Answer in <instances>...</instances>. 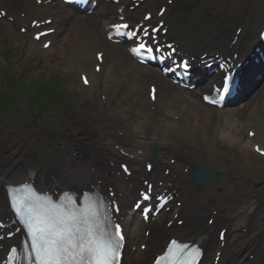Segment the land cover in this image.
Here are the masks:
<instances>
[{"label": "bare ground", "instance_id": "bare-ground-1", "mask_svg": "<svg viewBox=\"0 0 264 264\" xmlns=\"http://www.w3.org/2000/svg\"><path fill=\"white\" fill-rule=\"evenodd\" d=\"M148 6L151 7L150 5ZM149 7H146L145 9H148ZM101 12L104 13L105 15H110V16L113 15L112 9H110L107 6H104ZM61 14L64 15V17H62L61 20H63L64 22L70 21L72 25V29L74 31H78L80 29L81 33L78 39L79 42H83L84 44H87V45L95 44V46L100 47V48L105 46L106 43L102 39L101 31L98 28V24H96L95 22L93 23L92 21L86 20L82 17H75L73 15H69L66 12H61ZM117 55L119 56L118 60H121L122 58L124 59L125 54L122 51H117ZM262 99L264 98H260L259 101H261ZM253 100L254 99H250L248 101V104L250 103L251 105H254V108L251 107L248 111V115H249L248 123H256L255 118L257 117V115L255 114L259 113V110H258L259 105L254 104ZM245 116L247 115L245 114ZM61 120L55 121L53 119H50L48 124H50L52 133L55 132L54 128L57 127V128H60L61 134L63 136H66L69 134V131H66L64 128H62L64 121H61ZM204 129H206V127H204ZM134 130L139 135L144 134L143 131L140 130L139 128H135ZM213 130L214 128L211 129V133ZM229 131L237 137V138L230 137L229 138L230 142L234 143L233 139L236 141H239L238 136L240 137V135L242 134L239 128H236L235 130L229 129ZM91 132H92L91 136L95 138L94 142L99 141L105 151L110 150L108 143L107 142L104 143L103 141V134L105 132L103 131L102 126L97 125L96 127H92ZM99 132L101 133L99 134ZM222 133L227 134L225 129L222 130ZM76 134H80L81 138L84 137L82 135L83 134L82 131H76ZM19 136H20V140H19ZM19 136L17 137V140L14 143V149L18 150L17 148L19 147V151L17 152V157L15 158L12 164V166L15 165L19 169L15 173H13L11 176L8 177V174L10 173L11 168L10 167L2 168L3 165H0V178H4L9 182L16 181L17 179H20L21 181L25 179V177H22L21 171L24 165L23 161L28 159V156H27L28 153H26L25 150L21 149L22 134H19ZM261 136H263V140H264V134L261 133ZM241 143H242V140H241ZM29 145H31L30 142H29ZM158 145L161 146V143H159ZM234 146H236V148H234L233 150L232 158H234L236 161H239V163H241L242 165H244L245 163L247 164L248 161H245V160L249 159L248 156L250 154H249L248 147L246 146V144H244V147H241L240 145L239 146L234 145ZM163 149L168 152L170 151L167 148H163ZM43 164H45V162H43ZM30 167L32 169H35L36 171L40 169L39 165L36 162H32V165ZM46 171H48L50 174L54 173V170L51 167H48L47 170L41 169V173L42 172L44 173ZM46 188L49 189L50 185H46ZM263 193H264V184L261 187L256 188L252 192H244L241 196L233 195V193L230 192V195H233V197L229 198L230 202H226L227 204L224 207L222 206L223 209L220 211L219 213L220 215L217 218L218 219L217 225L220 226V225L226 224L227 226H229V230L231 232L229 235L230 237H229V241L226 246V249L223 251L220 264H235V262L237 261H245L247 253L251 251L253 246H255L253 248L256 251L257 255L262 258V264H264V196L262 195ZM258 199L260 201H257ZM214 203H215L214 201L211 202L210 204L206 205L205 208H208L214 205ZM243 224H246V227L250 228L248 232L249 236H246L240 232L239 228ZM196 228L197 230H199L197 231V235H191L195 233V229H190L189 231L188 230L183 231L179 229L177 231L176 229H172V234H177V236L183 238L184 241H191L192 239L200 235L206 236L208 240V245H207L206 250L208 252L212 251L213 245H214V248L218 247L219 243L216 239V233L215 232L212 233L214 230V227L207 228L206 230L204 226L199 227L198 225ZM241 228H244V226ZM153 230L155 231V229ZM140 231H141V228H139L137 224H135V228H132L130 231L131 243L136 241V238L134 236L135 234H140ZM252 243L254 245H252ZM250 254L252 253L250 252ZM126 257H127L126 264H128L130 263V260L128 259L129 256H126ZM205 257L208 258V262H210V254L206 253ZM138 262H140V264L141 262L147 263L149 262V260L143 258L142 260H138Z\"/></svg>", "mask_w": 264, "mask_h": 264}, {"label": "snow or ice", "instance_id": "snow-or-ice-1", "mask_svg": "<svg viewBox=\"0 0 264 264\" xmlns=\"http://www.w3.org/2000/svg\"><path fill=\"white\" fill-rule=\"evenodd\" d=\"M139 49L153 52L143 43ZM140 51L132 49L137 56ZM227 90L226 80L223 91ZM219 98H223L222 93ZM205 100L211 104L217 102L207 96ZM12 211L28 233L30 245L25 247H30V254L25 258L30 264H118L123 241L120 227L115 225L114 232H109L94 210H77L71 204L55 203L48 196L30 194L23 199L13 200ZM182 247L187 248V245ZM189 251L197 252L196 249Z\"/></svg>", "mask_w": 264, "mask_h": 264}, {"label": "rangeland", "instance_id": "rangeland-1", "mask_svg": "<svg viewBox=\"0 0 264 264\" xmlns=\"http://www.w3.org/2000/svg\"><path fill=\"white\" fill-rule=\"evenodd\" d=\"M73 36H75L74 33H72V37H73ZM127 66L132 67L133 65H132L131 63H129ZM240 113L242 114V112H240ZM238 119H239V118H238ZM239 120H240V119H239ZM231 152H232V155H233V150H232ZM248 157H249V159H247V160H248L249 163H251V164H257L258 166H261V165H262V163L259 162L258 157H256L254 154L251 153V155L248 156ZM247 160H245V161H247ZM216 162H218V161L216 160ZM218 163H219V162H218ZM220 164H221V163H220ZM259 170H260V169H258V168L250 170V171L248 172V174H247L248 179H249V180H253V179H254V178L252 177V174H254L255 177L258 176L259 173H260ZM243 172H246V171H245V170H244V171L240 170V171H239V174H238L237 177H239L240 173H243ZM262 177L264 178V176H262ZM244 187H246V183H245V182H244Z\"/></svg>", "mask_w": 264, "mask_h": 264}]
</instances>
